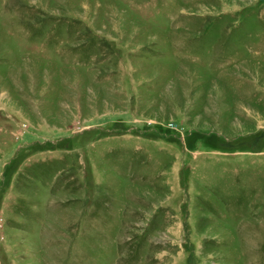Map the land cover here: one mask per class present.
<instances>
[{
	"label": "rangeland",
	"instance_id": "rangeland-1",
	"mask_svg": "<svg viewBox=\"0 0 264 264\" xmlns=\"http://www.w3.org/2000/svg\"><path fill=\"white\" fill-rule=\"evenodd\" d=\"M0 264H264V0H0Z\"/></svg>",
	"mask_w": 264,
	"mask_h": 264
}]
</instances>
